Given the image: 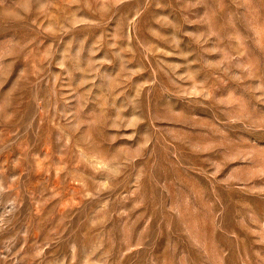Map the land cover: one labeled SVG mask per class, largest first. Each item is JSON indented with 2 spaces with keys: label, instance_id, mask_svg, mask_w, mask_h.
Wrapping results in <instances>:
<instances>
[{
  "label": "rangeland",
  "instance_id": "1",
  "mask_svg": "<svg viewBox=\"0 0 264 264\" xmlns=\"http://www.w3.org/2000/svg\"><path fill=\"white\" fill-rule=\"evenodd\" d=\"M0 264H264V0H0Z\"/></svg>",
  "mask_w": 264,
  "mask_h": 264
}]
</instances>
